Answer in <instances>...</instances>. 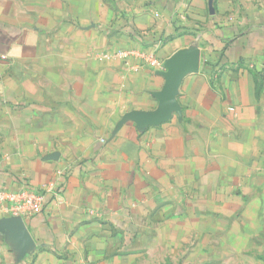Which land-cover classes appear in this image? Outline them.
Listing matches in <instances>:
<instances>
[{
  "label": "crops",
  "instance_id": "obj_1",
  "mask_svg": "<svg viewBox=\"0 0 264 264\" xmlns=\"http://www.w3.org/2000/svg\"><path fill=\"white\" fill-rule=\"evenodd\" d=\"M144 46L159 66L98 58ZM0 187L46 194L0 218V264L109 263L161 230L264 264V0H0Z\"/></svg>",
  "mask_w": 264,
  "mask_h": 264
},
{
  "label": "rangeland",
  "instance_id": "obj_2",
  "mask_svg": "<svg viewBox=\"0 0 264 264\" xmlns=\"http://www.w3.org/2000/svg\"><path fill=\"white\" fill-rule=\"evenodd\" d=\"M171 230H161L159 242L144 245L128 244L115 259L104 264H254L251 262V247L238 255L221 245L198 244L195 233L186 244L182 241L183 230H177L175 244L167 235ZM147 238L145 237V240ZM208 238L203 241H208Z\"/></svg>",
  "mask_w": 264,
  "mask_h": 264
},
{
  "label": "built area",
  "instance_id": "obj_3",
  "mask_svg": "<svg viewBox=\"0 0 264 264\" xmlns=\"http://www.w3.org/2000/svg\"><path fill=\"white\" fill-rule=\"evenodd\" d=\"M99 59L109 58L128 62L136 60L135 70L144 66L156 67L160 65L157 48L144 47H114L103 51ZM234 110V108H230ZM46 194L29 188L18 190L0 187V218L3 217H29L42 211Z\"/></svg>",
  "mask_w": 264,
  "mask_h": 264
},
{
  "label": "water",
  "instance_id": "obj_4",
  "mask_svg": "<svg viewBox=\"0 0 264 264\" xmlns=\"http://www.w3.org/2000/svg\"><path fill=\"white\" fill-rule=\"evenodd\" d=\"M199 63V53L196 50H184L177 54L169 65V71L166 74L163 96L167 101L169 108L172 109L175 103V89L185 76L191 70L197 69ZM5 218V217H4ZM3 218V219H4ZM21 218V217H9Z\"/></svg>",
  "mask_w": 264,
  "mask_h": 264
}]
</instances>
